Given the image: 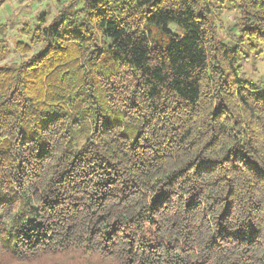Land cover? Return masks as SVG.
Returning a JSON list of instances; mask_svg holds the SVG:
<instances>
[{
    "label": "trees",
    "instance_id": "obj_1",
    "mask_svg": "<svg viewBox=\"0 0 264 264\" xmlns=\"http://www.w3.org/2000/svg\"><path fill=\"white\" fill-rule=\"evenodd\" d=\"M58 3L0 55V264H264V0Z\"/></svg>",
    "mask_w": 264,
    "mask_h": 264
},
{
    "label": "rangeland",
    "instance_id": "obj_2",
    "mask_svg": "<svg viewBox=\"0 0 264 264\" xmlns=\"http://www.w3.org/2000/svg\"><path fill=\"white\" fill-rule=\"evenodd\" d=\"M59 0H4L0 4V23L5 24L0 31V55L5 54L4 61H10L17 58V51L15 50L14 43L17 40L27 42L30 35H23L19 32L23 24L27 23L29 27L36 24V17L42 12L47 11V22L51 20L53 15L59 8ZM68 0H64L66 3ZM211 6L216 8L215 11L220 10L225 5V0H210ZM80 5V4H79ZM219 17L218 23L221 25V35H227L229 25L234 17L232 10L223 9L217 13ZM174 30L180 29L173 26ZM3 46V47H2ZM248 76L257 81L264 82V58L259 57L254 63H248L244 67Z\"/></svg>",
    "mask_w": 264,
    "mask_h": 264
}]
</instances>
